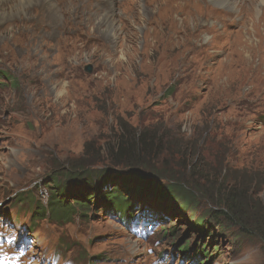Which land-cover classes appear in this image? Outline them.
I'll use <instances>...</instances> for the list:
<instances>
[{
	"label": "rangeland",
	"instance_id": "374dc122",
	"mask_svg": "<svg viewBox=\"0 0 264 264\" xmlns=\"http://www.w3.org/2000/svg\"><path fill=\"white\" fill-rule=\"evenodd\" d=\"M118 1L74 0L60 10L34 7L27 16L15 11L13 26L0 29V250L20 246L23 264H199L205 257L194 246L205 241L212 255L204 264H264V51L258 48L264 40L245 41L252 6L237 11L249 12L245 27L234 10L213 0L196 4L234 13L236 21L207 16L193 25L189 17L180 25L174 8L177 25L159 21L156 44L144 50L145 2L120 7ZM190 4L184 0L178 11L195 14ZM263 4L253 11L256 20ZM141 134L155 138L147 154L139 152L149 165L172 169L190 184L197 199L192 212L164 191L170 182L163 177L140 180L127 175V165L109 163L112 150ZM84 150L98 154L84 164L91 177L68 181L77 189L104 179L106 191L117 182L137 206L134 218L149 222L145 237L93 201L73 221L31 211L32 200L45 203L48 182ZM237 189L244 224L215 227L206 216L209 198L220 203L223 193ZM199 216L209 232L194 224Z\"/></svg>",
	"mask_w": 264,
	"mask_h": 264
},
{
	"label": "trees",
	"instance_id": "16d2710c",
	"mask_svg": "<svg viewBox=\"0 0 264 264\" xmlns=\"http://www.w3.org/2000/svg\"><path fill=\"white\" fill-rule=\"evenodd\" d=\"M2 74L3 78L10 79L8 73ZM171 89L172 85L165 90L166 96L171 94ZM118 138L125 142V139L122 135H119ZM132 138L133 139L131 140H127L126 144H124L123 147H120L117 153H115L113 150L110 152L111 157L109 163L116 164L118 166L127 165L126 167H128L129 170L127 171V175L132 174L140 180H152L151 177H154L155 175L160 176L161 178L163 177L170 182L167 186H164V191L167 192L169 196L179 199L180 205H183L184 208L190 207L188 211L192 212L191 206L197 202V199L194 193L187 190L192 188L190 187V184L185 183L186 180L183 178V176L181 175L180 178H175L172 176V173L179 174L178 172H175L172 169L168 171L166 168L158 169L149 165L150 163L148 159H145L139 153L141 152L143 154H147V149H151L155 138L153 136H145L144 134L138 136L137 139L134 137ZM87 146L88 144H86V147ZM97 157L98 154L89 153L87 150H84V155L82 158H80L79 162H70L66 168H63L65 171L63 170L64 173L62 175L59 177H52V179L48 182L46 185L48 188L47 200L44 205L40 200H32L33 203L29 204V206L34 205V208L31 211H37L40 216H48L49 219L52 220L73 221L72 215H84V213L90 209L93 201L95 205H101L103 208L120 215L125 223H127L128 220L134 218V208L137 206L134 202H131L126 195H124L122 188L117 182H114V185L111 187V189L106 191L108 181H105L104 179H102L97 184L90 185V187L83 185V187L81 186L77 189H74L73 184L68 181V179L71 180L72 177L74 178L75 176H80L79 174H84L86 176L88 175L87 177L90 178L91 176L89 174L91 172L84 168V164L92 160H94V162L98 161V159H96ZM99 157L101 156L99 155ZM193 167H195V163L190 166V168ZM141 168H144V170ZM179 168L183 174L188 166L184 163L181 164ZM130 169H134V172L130 171ZM135 169H139L138 171H142V173H146L147 175L141 174L140 172L136 173ZM138 173L140 175H138ZM82 183H85V181L83 180ZM195 185H193L194 188H196ZM122 186L129 187V190H131V187L129 184H127V180H123ZM152 192V185L149 184V191L147 193L152 194ZM240 192L241 190L237 189L235 191L233 190L228 193H223V198L220 199V201L223 202L220 203L213 200L212 196L209 198L212 206L208 209L206 216H209L210 219L214 220L215 227L228 229L230 227L241 226L244 224L243 213H245V203L243 198L240 196ZM23 199L24 198H22V200ZM194 224L199 226L203 232H209L205 228L203 216L196 218ZM161 231L164 232V230ZM203 239L205 238L203 237ZM214 241L216 240L213 236L211 237L210 242ZM204 242L205 241H203L201 245L195 244L194 246L196 255L202 254L205 257V259L199 264H204V262L207 260V257L212 255L207 253L206 249H203ZM187 243H189V241H185L183 247H186ZM217 249L218 246L213 248L214 251Z\"/></svg>",
	"mask_w": 264,
	"mask_h": 264
},
{
	"label": "bare ground",
	"instance_id": "6f19581e",
	"mask_svg": "<svg viewBox=\"0 0 264 264\" xmlns=\"http://www.w3.org/2000/svg\"><path fill=\"white\" fill-rule=\"evenodd\" d=\"M72 1L74 0H0V29L1 28L3 29L4 26L8 24L13 26L12 24L15 22V19L12 17L13 16L12 13L13 12L15 13V11L17 13H19L20 11L22 15L27 16L28 14H30L31 9L34 7H43V8L50 7L60 10L64 6L67 7L69 2ZM104 1H106V3L109 4L111 2V0H104ZM141 1L145 2V4L143 7V12H141L142 15L139 17H141V23L144 30L142 36L144 50H147L149 47H151V45L156 44L157 41L156 32H157V27L159 26V21L170 19L171 23H168L169 27H174V25H177L173 20V16L170 18V12L174 8L178 10L179 8H182L184 0H141ZM196 1L197 0H191V4H190V6L194 8V10L196 11L195 14L189 15L188 13H186L184 9H183L184 12L183 11L179 12L178 10L176 11V16L177 17L179 16V18H181L179 20L180 25H182L184 23V20L188 19L189 17H191V24L193 25L205 24L207 22L205 17L207 16L210 17L214 16L212 17V19L216 23L226 24L236 21L235 19H233L235 15L234 13H229L226 16L224 15L223 12L219 11L218 8L213 7L212 5L210 6H206L204 4L198 5V2L196 4ZM213 1L216 3V5L227 7L229 8L230 11L234 10L236 12V16H238L239 12H244L248 8L251 9L252 6V23H251L252 31L246 33L247 38H245V41H249L250 43H252V41L255 39V44H257L258 40L256 38L259 37L260 41L264 40V13L263 16L258 18L257 20L253 17V11L257 10L256 8H258L259 0H248V2L245 3L247 4L245 7L243 6L244 4L240 3V1L239 2L234 0H213ZM262 1L263 0H261V2ZM118 3L120 7H122L125 3L129 4L130 1L119 0ZM262 6H264V4ZM237 11L239 12L237 13ZM10 13L11 16L6 15ZM238 17H240V20H237V22L241 24V27H245L244 24L250 21L249 12H245ZM149 21H154V24L149 25L148 24ZM162 27L164 26L162 25ZM13 39H15V34H11V40ZM248 45L254 46L253 43ZM258 48H262V50L264 51V45L262 46V43L258 45Z\"/></svg>",
	"mask_w": 264,
	"mask_h": 264
},
{
	"label": "water",
	"instance_id": "95a60500",
	"mask_svg": "<svg viewBox=\"0 0 264 264\" xmlns=\"http://www.w3.org/2000/svg\"><path fill=\"white\" fill-rule=\"evenodd\" d=\"M91 70H92V68H91L90 65L85 66V71L86 72H91Z\"/></svg>",
	"mask_w": 264,
	"mask_h": 264
}]
</instances>
